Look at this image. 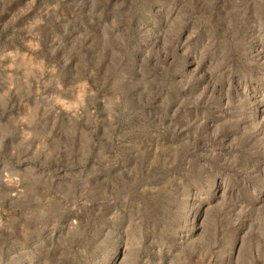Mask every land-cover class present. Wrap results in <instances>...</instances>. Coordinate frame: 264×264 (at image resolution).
Masks as SVG:
<instances>
[{
    "label": "rangeland",
    "instance_id": "rangeland-1",
    "mask_svg": "<svg viewBox=\"0 0 264 264\" xmlns=\"http://www.w3.org/2000/svg\"><path fill=\"white\" fill-rule=\"evenodd\" d=\"M0 264H264V0H0Z\"/></svg>",
    "mask_w": 264,
    "mask_h": 264
}]
</instances>
